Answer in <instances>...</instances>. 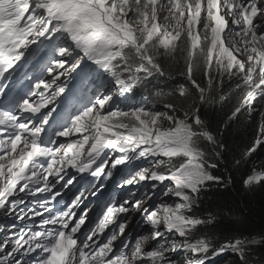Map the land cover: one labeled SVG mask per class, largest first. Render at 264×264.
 <instances>
[{"label":"snow or ice","instance_id":"6c2138e0","mask_svg":"<svg viewBox=\"0 0 264 264\" xmlns=\"http://www.w3.org/2000/svg\"><path fill=\"white\" fill-rule=\"evenodd\" d=\"M103 0H101V3ZM101 3L93 2L91 5H86L82 0H66L63 4L62 10L71 15L80 14L81 9L91 7L100 12L99 20L102 23H107L104 19V11L101 9ZM113 0H107L105 8L112 6ZM121 5H117L120 7ZM84 15L89 16V19L96 20L97 17L85 12ZM57 25L54 23L49 31L45 33V39H50L52 33L55 31ZM91 31V30H89ZM86 35V34H85ZM264 36V31L260 33ZM68 37V43H75L68 33L63 30L60 31L57 38ZM80 55L83 52L78 50ZM46 57L48 53H45ZM23 60V56L19 57ZM87 63H93L92 60L86 58ZM123 67V65H122ZM49 71H51L49 69ZM247 71V70H246ZM12 75V71L9 70V76L3 77L0 80V95L4 96L7 93L9 86V79ZM264 79V77H262ZM115 82V81H114ZM12 83V81H11ZM192 87L199 91V85L197 82L190 80ZM38 86V85H37ZM254 85H250L248 91H246L240 100V102L232 109L230 114L226 116L227 121L236 120L242 111L252 110L253 103L257 97L264 96V84L260 86V89H255ZM179 92V95H182ZM110 98V95L108 96ZM223 99V97H222ZM106 102L102 97L100 103ZM30 103V101H25ZM93 104H96L94 101ZM204 100L201 99L200 107L194 110V114L186 116L184 120L179 121V126L175 134L168 133L170 137V143L167 146L160 145L159 149H152V153L158 157L168 158V162L171 164L173 158L183 156L187 158L186 162H181L175 170H170L167 173H153L151 181H157L163 184L165 181L174 182L173 187L165 185L164 194L172 195L180 198L182 202L173 204H164L162 209L151 211L146 215V220L152 226V232L150 235H141L134 241V247L131 249L129 255L125 249L128 248V243L125 240H121L120 244L116 246L114 250L113 242L117 240L118 235H124L127 222L126 214L129 212L125 207L127 201H122L119 205L114 200V193L111 194L110 202L107 206L101 210L97 215V223L94 228L89 227L88 231L81 237H77L76 234L81 231L82 226L86 223L88 212H83L77 217V210L80 209L82 203V197L85 195L83 191L78 190V194H74L73 198L67 203L63 204L64 195L62 192L66 189L67 185L72 183L71 179L65 180V174L63 172L56 177H51L50 191H39L42 189V185H37L38 191L36 195L42 194V200L47 201L45 205L47 211L44 208H40V220L36 222L33 220L31 223L26 222L23 229L16 233L11 240V243L5 241L0 243V264H56L57 257L60 256L63 260V264H137L142 259V256H147L155 260L166 261V264H176L171 258L166 257V252L183 251L186 253H192L193 259L189 261V264H212L215 257L223 254L225 251H231L238 254L241 259H244L245 245L249 243H256L255 240H241L236 239L226 244L221 245L219 248H213L209 242L205 240H193L192 230L196 229L200 225L206 223L205 220L196 219L185 215L186 211H190L199 200V194L202 191L203 186L207 182L221 183L222 178L217 175H213L211 172L205 171L203 166V151L197 144L194 143L195 137H203L210 144L215 142V136L219 133L213 134L209 128L201 129V125L204 121L201 119ZM164 107L170 110L174 109V105H165ZM87 111L83 115H87ZM128 116V113H123ZM129 118L139 119L140 114L134 111ZM83 119L82 115H77L75 120L80 123ZM170 119H172L170 117ZM143 123V121H141ZM225 125V120L223 124ZM125 129L124 140L128 143L121 144L119 141H108L99 148H94L88 155L87 159H80L78 156L67 161L68 168H74L77 173H87L90 176L99 178L104 176L105 179L112 176V171L117 170L118 166H126L127 159L126 153L134 150V144L140 143L145 145L146 140L144 136H140L137 139V134L142 130L136 126L131 129L127 125L122 126ZM150 131V130H149ZM257 138L253 142V145L248 149L247 154L254 153L257 148L264 145V115L261 116V123L257 130ZM68 133L66 131H60L58 133V141L56 146L59 147L64 143L61 138H67ZM51 142V139L50 141ZM111 149L114 152H118L120 155L111 159L109 165V155L105 153L104 149ZM145 151L141 148L138 151V155L143 157ZM216 155H220L219 152ZM47 163V161H45ZM108 171L105 172V168ZM209 167L216 168V164H210ZM138 170L135 175L139 177L141 181L149 180L146 169ZM68 176V172L67 175ZM61 181H64L61 183ZM79 183V181H77ZM246 186H250L254 183H264V171H254L252 174L246 175L242 180ZM124 184L131 185V179H123L119 184V187H123ZM156 187V185H153ZM19 188H24L23 182L19 185ZM18 188V190H19ZM25 192H29L28 188H24ZM100 191V189H97ZM95 195V193H93ZM59 198V199H58ZM17 203L15 197H11L8 202V207H13ZM26 203V201H24ZM41 201H34L32 204L33 217H35V211ZM109 204L111 206H109ZM140 202L137 201L134 207H139ZM88 211H92L89 209ZM147 211V210H145ZM45 213L47 215H45ZM118 214H124L121 217V222L117 223L114 228L110 230V234L104 236L101 240L99 237L105 233L106 229L114 223ZM102 215V219L100 216ZM20 219V217H18ZM163 224L166 231L169 233H176L179 237L184 238L182 243L172 241L168 248H165L163 244L155 250L144 252L143 247L148 243L149 239L159 240L164 233L159 228ZM71 245L70 248H65V243ZM63 249V253H61ZM211 252V256L209 253Z\"/></svg>","mask_w":264,"mask_h":264},{"label":"trees","instance_id":"16d2710c","mask_svg":"<svg viewBox=\"0 0 264 264\" xmlns=\"http://www.w3.org/2000/svg\"><path fill=\"white\" fill-rule=\"evenodd\" d=\"M104 2L107 4V0ZM10 7L12 9L11 4ZM105 9L117 22L114 0L112 6ZM131 14L135 21L152 18L148 8L140 7L139 2ZM27 18L20 23L18 17L10 15L5 24L11 25L17 35H22L25 29L21 26ZM181 34L184 37L183 40L181 37L182 42L180 40L172 47L155 48L166 73L165 78L160 80L165 88V97L156 107V114L161 111L157 120L165 128L179 124L180 120L194 114L203 99L201 119L204 124L201 129L210 127L213 134H219L212 144L198 136V146L208 161L217 165L213 171L222 178L221 183H215L199 194V200L194 205L195 215L206 223L197 227L193 238L207 236L219 244L236 239L255 240L256 243L245 245L243 260L239 255L231 254L222 264H264V183L250 186L242 183L246 175L264 170V145L247 154L257 138L261 116L264 115V99L258 100L252 110L242 111L236 120L227 121L226 116L246 92L238 79V71L227 74L215 63L209 65L207 51L210 41L206 34L199 38L191 26H185ZM195 42L199 47L194 49ZM124 43L121 41L119 45ZM199 52V64L193 68L189 62L195 61ZM190 80L198 83L199 91L192 87ZM182 88L186 93L179 95ZM165 105H174L175 108L170 110ZM224 120L225 125H222ZM155 121L151 119L150 122L153 124Z\"/></svg>","mask_w":264,"mask_h":264},{"label":"rangeland","instance_id":"374dc122","mask_svg":"<svg viewBox=\"0 0 264 264\" xmlns=\"http://www.w3.org/2000/svg\"><path fill=\"white\" fill-rule=\"evenodd\" d=\"M22 1V0H19ZM27 3H31L33 0H26ZM178 0H174L172 1L169 6H165V5H160L159 6V10L154 9L153 11V16L154 15H158L161 16L162 20H160L159 18H156L155 20V24L157 25V27L159 29H163L166 24L163 21H168V25H171L172 29H168V30H172L171 34H169L167 37H165L163 39V42L165 44V47H168L169 45H171L172 43V37L173 34L176 32L178 33L180 31V29L185 26V25H189L193 22L192 18H188L189 13H188V9H180L177 10L176 7V3ZM245 1V8L249 9L251 6L256 5L258 7H260L257 10V16H256V33L260 34L262 31H264V0H244ZM182 5H185L186 0H180ZM66 3L65 1L62 0H39L37 6L39 8H41L42 10L40 11V13L33 15V16H37L38 15V21L35 22L34 26L30 25L29 28H36L38 26L41 27V25L46 21V19L49 17V20H47L45 22L47 29H50L52 24H56L57 27L55 29V31L52 33L51 38L49 39V41H54L61 30H63L64 32L68 33V36L71 37V39L75 42L73 44L74 46V50H73V56L77 55V59H80L81 62L83 63L84 61H86L87 59H93V58H99V59H103V57H105L106 52L102 51V42L105 40V38H109L111 39V33H109V24L108 23H102L99 20L100 17V13L96 11V9L91 8V7H87L85 9H81L80 10V14L77 15H71L70 13H66L62 10V6L63 4ZM86 5H90L88 3H85ZM262 5V6H261ZM15 14L19 15L21 17H23L26 13V11L28 10L29 6L26 7H18L17 4H15ZM102 8V7H101ZM103 9V8H102ZM90 13L94 16L97 17L96 20H92L89 19V16L84 15V13ZM53 14L56 15V17L53 16ZM156 17V16H154ZM55 19V20H53ZM137 25L139 27L143 26L145 21H141V22H136ZM91 30V31H89ZM203 30L202 26H199L197 34H199L201 31ZM36 30H33V34L36 33ZM127 33H129V30H127ZM3 36L0 35V61L3 60V52L4 48H7L8 50H15L18 49L20 44H24L27 40V37H21L19 38V43L16 44L14 43V39H13V33L9 31L8 28L4 29L3 32ZM86 34V35H85ZM111 34V35H109ZM8 36V37H5ZM262 38H264V36L261 35ZM184 37H182L183 40ZM35 38H33L32 40H34ZM66 40V39H64ZM181 40V42H182ZM217 41V39H215ZM199 49H203L202 47H200ZM78 50L80 52H83V55H80L78 53ZM42 52V51H40ZM198 52V51H197ZM72 53L69 51V46L64 48V54L55 56L52 61L55 62H59V63H67V62H71L70 64L74 63V59L70 61V55ZM201 54L199 52V56L195 61H190V65L193 66V68H195L198 64H199V58H200ZM38 58V56H37ZM30 58L26 57V61H28ZM207 59H208V63L209 65L215 63L217 65H219V69L227 74H233L236 70L234 68V65L232 62H230L229 60L226 59H222L219 58L215 55H213L210 51H207ZM36 60V59H35ZM78 61V60H77ZM39 63V62H37ZM78 63V62H77ZM37 65V64H36ZM35 65V66H36ZM17 68V65H15V67H13V70H15ZM109 68V66L107 65L106 62H102L97 66H93V70H96L97 72H104L105 70H107ZM49 69L51 71H49ZM41 70H45L48 71L49 73H54L55 68L54 67H49L48 64H45L41 67ZM58 76L61 75V73L57 74ZM262 77H264V75H262ZM261 77V82L262 84H264V79H262ZM239 81L241 82L243 88L248 91L249 86L252 85L249 82H247L246 80H244V78H242L241 76H238ZM107 85L109 86V89L113 90L114 93L116 94V99H117V106H122L125 107V96L123 93H121L118 90V85L116 83L113 82H108ZM39 108L41 107V105L39 104L38 106ZM27 113H29L28 111H24L22 108H20L17 111V117H22L25 116ZM35 121L37 122V125H40L44 123V120L42 119H37L35 118ZM21 125H26L28 123H24L21 122ZM160 123L159 122H154V131H153V136L157 135V134H162L164 133L165 130H162L161 127L159 126ZM10 131V130H9ZM8 131V132H9ZM174 132L176 133L177 130H174ZM17 143H21L20 148H19V153H21L23 151V149H25L26 145L30 143L29 141V137L28 136H23V133L21 131H17L15 132V136H13V138L10 140V143L12 142H16ZM128 143V142H127ZM66 152H71L72 151H66ZM114 151L112 150V153ZM14 155V152L12 153V156ZM119 155V154H117ZM116 155V156H117ZM148 155V154H147ZM45 156V155H43ZM79 157L80 159H85L86 158V153L85 152H78L75 153V157ZM34 157H37L36 154H34ZM39 157V156H38ZM112 155L109 158V165L111 163V159H112ZM70 159L69 156H64L61 160V165L59 167V171H63L65 170V166L67 165V161ZM142 159V157L140 158ZM186 158L181 156V162H186ZM58 161V157H53L52 159L49 160L48 163H39L37 165V167H34L33 169H31V177H35V178H39L40 179V183L44 188V191H50V184H51V177H56L58 175H60V172H57L55 170L56 168V164ZM42 164V166H41ZM121 166H118V169ZM127 166H125L124 170H123V176H121L119 179H117L116 183L114 186H112L111 188H108V184L111 181V179L113 178V176L116 174L117 170L112 171V176L108 177L107 179H105V181H100V180H84V177L80 176V173H76L74 174L73 172H69L70 169H68L67 171L65 170L63 173L65 174V180L71 179L72 183L67 185L66 189L62 192V195H64V201L62 202V206L63 204L67 203L70 199L73 198L74 194H78V190L83 191L84 192V196L81 198L82 199V203L80 206V209L77 210V217L80 216L83 212L87 211L88 212V217L86 218V223L84 226H82L81 231L79 233L76 234L77 237H81L84 233H86L89 229V227L94 228L96 226L97 223V215L100 214L101 210L104 209L107 206V203L110 202V197L111 194L114 193V200L117 203V205H119L122 201H127L126 203L128 204V213L126 214V222H127V228L125 231L124 235H118V238L116 241L113 242L114 246H117L120 244L121 240H125L128 243V248L125 249V251L130 255L131 254V249L134 247V241L135 239H138L141 235H150L152 232V227L151 224H149L146 220V215L149 214L151 212V207H149L151 204H149L146 207H143L144 204L149 203V201L151 200L149 198L150 193H151V189H144L140 195H139V191L141 189H137L135 191H129V195H124L128 190H130V187L132 185H127L125 184L123 187H119V184L123 181V179H127V178H132L130 177L131 174H134V171H132V173H130V170L128 168H126ZM107 168V167H106ZM72 170L74 168H71ZM108 169V168H107ZM48 170V171H46ZM136 172L138 170H140V168H136L135 169ZM257 171H264V170H257ZM68 172V176L67 175ZM121 174V172L119 173ZM12 175V172H8L6 171L4 174V178L5 180L8 178V176ZM22 179V176H18L15 173H13V183L11 184L12 187H14L13 189H16V185L18 184V182ZM27 181V179L25 180ZM77 181H79V183H77ZM64 181H61V183H63ZM0 187L2 189V191H4L6 189V184L5 181L1 178L0 179ZM25 187V185H24ZM102 188L101 191L99 193H97V189ZM93 193H95V195H93ZM127 194V193H126ZM139 195V196H137ZM12 197L16 198V195H12ZM140 201V205L139 207H134V201L138 198ZM126 198V199H125ZM10 199V198H9ZM8 199V200H9ZM129 199V200H128ZM9 202V201H8ZM22 205L24 207V209L19 212L18 211V206ZM32 204L33 201H31V203L26 202L24 203V201H18V203H16V205H14L12 207V212L14 215V219L20 217L22 219H25V223L26 222H31L30 219H28V217H32L33 215V208H32ZM109 206H111L109 204ZM126 207V205H125ZM163 205H160L158 207V209H162ZM89 209H92V211H88ZM156 209V210H158ZM45 211H47V208H44ZM147 210V211H145ZM37 213V210L35 211V214ZM45 215H47L45 213ZM124 214H118L117 219L114 221V223L112 225L109 226V229L105 230V233L102 234L99 239L103 240L104 235H106L107 233L110 234V230L112 228L115 227V225L119 222H121V217H123ZM100 218L102 219V215L100 216ZM159 230L164 233V235L162 236V240L159 242V244H163L164 247H168L172 241H175L177 243H182V237H179L178 234L176 233H169L166 231V229H162L161 225ZM153 239H149L148 243L145 245H150V243H152ZM144 245V246H145ZM71 245L69 243H66V248H70ZM144 250V247H143ZM172 254H169V256H171ZM145 256H142V259H144ZM141 259V260H142ZM187 262H189L192 259V255H187L186 256Z\"/></svg>","mask_w":264,"mask_h":264},{"label":"clouds","instance_id":"9594fccd","mask_svg":"<svg viewBox=\"0 0 264 264\" xmlns=\"http://www.w3.org/2000/svg\"><path fill=\"white\" fill-rule=\"evenodd\" d=\"M257 8L259 9L260 7L257 6ZM256 16L250 26L239 8L233 13H224L220 11L219 17L222 21L221 25H218L214 30H210V28L205 25L204 20H202L200 26L203 27V30L199 34L196 32V34L198 36H205L206 34L207 38L208 35H210V41L216 44L217 55L222 57V59L232 62L235 70L239 73L238 76L247 77L254 72L260 59L261 50L256 39L257 36L261 35H254V31H256ZM202 17L205 18V14ZM213 35L218 37L220 43L214 40ZM221 46L228 49L224 57L221 54ZM235 63H237L238 67L235 66ZM263 99L264 98L260 100ZM211 172L215 175L213 168ZM212 184H214V182H207L205 186L209 185V187H213ZM196 231L197 228L192 230V238L196 236ZM223 244L226 243H222L221 245Z\"/></svg>","mask_w":264,"mask_h":264},{"label":"bare ground","instance_id":"6f19581e","mask_svg":"<svg viewBox=\"0 0 264 264\" xmlns=\"http://www.w3.org/2000/svg\"><path fill=\"white\" fill-rule=\"evenodd\" d=\"M45 72V71H44ZM40 75V76H39ZM46 75V73H43V72H34L33 74H32V77L34 76L35 78H36V80H39V79H41V77H44ZM96 78H94V80H95ZM95 93L94 92H92V93H89V95H94ZM12 100H13V98H12ZM11 103L13 102V101H10ZM45 104H46V101H43V102H41V105H42V110H44L45 109ZM108 171V170H107ZM106 171V172H107ZM103 179H105V177L104 176H102V180ZM133 189H135V188H133ZM125 195H127L126 193H125ZM21 200H24L23 198H21ZM38 201H41L42 202V199H37ZM48 202H44V208H45V205L47 204Z\"/></svg>","mask_w":264,"mask_h":264}]
</instances>
